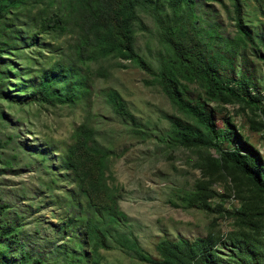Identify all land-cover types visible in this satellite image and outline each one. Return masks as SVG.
<instances>
[{
	"label": "rangeland",
	"instance_id": "1",
	"mask_svg": "<svg viewBox=\"0 0 264 264\" xmlns=\"http://www.w3.org/2000/svg\"><path fill=\"white\" fill-rule=\"evenodd\" d=\"M223 1L230 5L229 0ZM241 1L244 22L264 35V16L255 2ZM46 2L28 3L19 14L10 12L3 20L19 30L20 42L37 33L33 45L21 42L22 46L17 45L0 58V71L5 74L0 81L16 99L32 89L44 69L62 58L68 43L66 35L53 39L42 32L35 14ZM261 2L264 5V0ZM196 9L201 24L209 27L217 22L211 45L224 53L235 50L233 77L240 76L245 64L253 82L250 89L259 100L211 99L197 80L184 77L180 78L181 89L192 99L206 100L212 106L218 127L229 128V119L234 127L230 129L255 147L262 159L264 112L259 107H264V47L255 48L238 39L234 21L219 0H200ZM143 15L148 30H137L135 43L156 66L161 44L152 20ZM123 62L126 67L105 61L107 74L91 78L96 90L112 87L121 94L144 125V133L137 134L122 122L102 94L95 97L92 109L97 112L94 119L99 122L101 139L113 147L109 182L118 187L119 208L126 214L127 225L139 245L157 258L156 245L162 238L192 240L206 236L216 241L214 246L228 259L232 248L229 239L248 235L263 264L264 192L234 167L223 166L216 149L182 144L166 115L201 125L146 70L128 60ZM0 111V205L4 206L0 225L14 221L19 231L16 238L23 239L28 248L42 251L45 259L55 264H149L120 247L100 248L94 262L88 245L78 247L75 243L80 239L73 234L77 231L63 226L72 211L67 195L74 183L61 165L60 155L73 129L88 114L85 99L51 104L0 98ZM221 144L230 147L235 141L223 140ZM11 247H15L17 258L19 246L12 242ZM82 251L84 257L79 256Z\"/></svg>",
	"mask_w": 264,
	"mask_h": 264
},
{
	"label": "trees",
	"instance_id": "2",
	"mask_svg": "<svg viewBox=\"0 0 264 264\" xmlns=\"http://www.w3.org/2000/svg\"><path fill=\"white\" fill-rule=\"evenodd\" d=\"M37 1L40 0H0V58L24 42L27 46L34 44L37 33L21 40V44L17 39L19 30L3 20L8 13L19 14L28 3ZM199 1L47 0L35 15L42 32L51 38L68 36L62 58L44 69L32 89L18 99L10 96V91L5 90L0 81V98L18 103L39 100L55 104L58 101L71 103L76 99H85L88 114L73 129L60 155L61 165L74 183V189L67 195L72 211H69L63 226L77 231L73 234L80 239H75V243L78 247L87 244L89 257L94 262H97L100 248L120 247L132 251L138 259L149 264H262L248 235L229 239L232 248L231 253H227L228 259L214 246L216 241L206 236L192 240L162 238L156 245L160 257L152 256L142 249L127 225L128 218L118 205V187L109 182L113 147L101 139L99 122L94 119L97 112L92 109L95 97L102 94L104 102L137 134L144 133V125L130 111L126 100L116 89L98 87L96 90L91 77L107 74L105 61L113 60L116 65L126 67L127 63L123 61L128 60L146 70L153 81L161 84L170 98L201 125L176 115H166L174 135L182 144L216 149L223 166L234 167L256 189L264 192V156L261 159L255 147L230 129L234 127L229 119H226L229 128L218 127L213 118V108L206 100L192 99L181 89L180 78L184 77L197 80L211 99L259 100L250 89L253 82L245 64L240 76L233 77L235 50L224 53L211 45L217 22L209 24V27L199 22L196 9ZM219 1L225 7L227 16L234 21L238 39L255 48L259 45L264 47V35L243 20L242 1L229 0L230 5ZM253 1L264 16L261 0ZM142 14L152 20L161 44L156 66L139 52L135 43L137 30H148ZM10 36H13L12 40H9ZM4 75L0 71V79L4 80ZM259 108L264 112V107ZM223 140L228 143L235 141V144L224 147L221 144ZM3 208L1 204L0 210ZM14 223L11 220L4 226L0 225V264H55L47 261L42 251L32 250L23 239H17L18 225ZM12 242L19 246L17 258L13 254L15 247H11ZM82 254L79 256L86 255L83 251Z\"/></svg>",
	"mask_w": 264,
	"mask_h": 264
},
{
	"label": "water",
	"instance_id": "3",
	"mask_svg": "<svg viewBox=\"0 0 264 264\" xmlns=\"http://www.w3.org/2000/svg\"><path fill=\"white\" fill-rule=\"evenodd\" d=\"M264 264V263H263Z\"/></svg>",
	"mask_w": 264,
	"mask_h": 264
}]
</instances>
